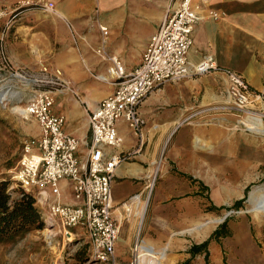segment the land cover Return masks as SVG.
Masks as SVG:
<instances>
[{
  "label": "crops",
  "instance_id": "obj_1",
  "mask_svg": "<svg viewBox=\"0 0 264 264\" xmlns=\"http://www.w3.org/2000/svg\"><path fill=\"white\" fill-rule=\"evenodd\" d=\"M13 1L0 0V7L11 6ZM49 1L54 4L51 11L29 9L20 15L5 34L4 51L14 66L36 71L45 65L69 83L70 90L56 96L53 109L65 118L63 130L80 140L78 153L84 156L90 141L87 107L92 108L111 95L120 78L117 67L106 56L116 57L123 73L133 71L140 64L150 37L178 0ZM205 7L220 12L221 16L195 26L188 61L196 64L210 55L218 66L242 74L252 87L264 88V0H209ZM100 25L106 27L105 33ZM225 89L226 77L221 71L163 83L139 106L145 121L141 146L128 124L122 119L118 121L122 143L118 148L105 150L133 152L117 165L111 182L114 216L120 222L115 243L118 257H125L131 236L136 239L135 225L130 218L125 219L122 203L130 202L126 208L133 209L141 219L139 212L143 206L146 210L147 205V179L156 169L160 180L152 193L149 228L157 234L155 238L148 233L141 237L147 245L154 246L170 241L174 258L175 197L189 190L188 180L178 173L191 175L195 163L203 166L205 142L215 141L223 161L228 159L229 143H234L231 150L236 145L237 153L250 146V151H246L251 161H259L258 143L246 144L242 137H236L237 142L228 139L220 126L203 122L213 113L209 107L223 100ZM59 186L63 203L76 204L69 181L62 180ZM133 195L139 197L131 199ZM42 210L47 220V210L44 207ZM141 223L139 220V226ZM207 223L199 227L210 226ZM240 225L233 232L248 239L247 245L253 244L251 225L246 222ZM251 249L242 250L241 264H264V253ZM159 250L165 253L154 252L155 257L165 259L166 247Z\"/></svg>",
  "mask_w": 264,
  "mask_h": 264
},
{
  "label": "built area",
  "instance_id": "obj_2",
  "mask_svg": "<svg viewBox=\"0 0 264 264\" xmlns=\"http://www.w3.org/2000/svg\"><path fill=\"white\" fill-rule=\"evenodd\" d=\"M208 1L178 0L150 37L141 62L133 71L123 73L120 61L106 56L117 67L120 78L111 95L96 106L87 107L90 141L84 156L78 153L80 140L63 130L65 118L53 109L56 96L70 90L69 83L59 72L45 65L36 71L14 66L4 51L5 34L20 15L29 9L51 11L53 2L14 0L11 6L0 7V70L4 75L1 80L10 88L15 86V81L29 86L30 96L26 106L20 108L21 114L33 117L39 127L37 135L21 141V153L11 171V179L34 194L39 207L47 210L50 222L56 225L57 234L69 239L75 234L72 230H82L88 239L91 257L98 262H114L120 222L114 216L111 182L117 165L133 153L108 152L105 148L121 145L123 139L117 130L121 119L138 138L139 146L143 144L145 121L139 106L150 93L165 82L221 71L226 77V89L223 105L219 108L241 118L259 114L263 121L264 113H260L259 108L264 106V88L252 87L242 74L218 66L210 55L196 64L188 61L195 26L221 16L220 12L205 7ZM100 30L105 33L106 27L100 25ZM62 180L69 181L71 197L76 204L63 203L59 186ZM149 188L150 193L152 185ZM129 203H122L126 217L131 214V209H126ZM143 248L153 250L137 239L133 247L136 257L129 264H140L137 255Z\"/></svg>",
  "mask_w": 264,
  "mask_h": 264
},
{
  "label": "rangeland",
  "instance_id": "obj_3",
  "mask_svg": "<svg viewBox=\"0 0 264 264\" xmlns=\"http://www.w3.org/2000/svg\"><path fill=\"white\" fill-rule=\"evenodd\" d=\"M2 76L4 75L0 70V178L9 177L11 179V171L21 153V141L25 137L36 135L39 127L33 117H25L21 114L22 109L20 108L26 106L30 96L29 86L21 81H15V86L10 88L9 84L1 80ZM222 105L223 100L209 107L213 108V113L206 116L203 122L220 126L226 131L228 139L237 142L236 137H242L246 144L253 141L257 146L258 143L259 161H251V156L246 151H250V146L245 147L244 150L239 149L240 153L236 152V145L231 150L234 143H229L228 159L223 161L220 159L215 141L207 140L203 148L205 163L203 166L195 163V168L190 171V174L202 181L207 189L202 188L199 182L192 185L186 180L189 190L175 197V227L172 229L175 231V257H171L170 241H163L161 246L152 244L151 246L143 242L144 246L153 249L157 255L162 251L165 253L164 250H159L165 246L167 255L165 259L158 258V256L141 259L140 264H149L150 259H155L157 264L181 263L188 257L189 246L203 241L226 218L232 230L231 235L223 238L220 243L212 241L208 247L210 253L208 259L198 256L193 260V264H241L242 250L245 248L250 252L253 247L264 253V216L252 211L254 206L251 199V194L255 192L258 200L264 196V118L259 126L260 130L257 127L251 132L237 122L241 117L219 108ZM259 112L264 113V106L259 108ZM156 173L157 169L147 179V205L140 226L139 217L133 209L129 217L125 218L133 221L136 239L131 236L130 246L126 248L124 258L123 255L120 258L115 254L114 262H98L91 257L90 245L82 230H72L75 234L66 239L55 232L56 225L54 226L47 218L42 229H34L13 242L0 243V264H129L136 257L133 250L135 241L142 240L143 233H148L150 238H155L157 234L155 229L149 228L152 193L160 180ZM181 181L184 182L185 179L182 178ZM12 185L15 186L14 182ZM149 185H152L150 193ZM244 195L246 198L241 208L230 207L236 199ZM212 206H226V208L212 209ZM205 222H208L207 225L210 224V226L204 229L199 227ZM244 222L251 225L255 240V242L251 240L253 243L251 245H247L248 239L245 240L238 236V233L233 232V228L237 229ZM81 249L86 250L83 252ZM223 256L225 261H223Z\"/></svg>",
  "mask_w": 264,
  "mask_h": 264
},
{
  "label": "trees",
  "instance_id": "obj_4",
  "mask_svg": "<svg viewBox=\"0 0 264 264\" xmlns=\"http://www.w3.org/2000/svg\"><path fill=\"white\" fill-rule=\"evenodd\" d=\"M178 174L186 178L191 184L199 182L202 188L207 189V186L192 175L181 172ZM12 182L15 186L12 185ZM245 198L244 195L242 198L236 199L230 207L241 208ZM220 208H226V206H212V209ZM46 222L42 209L37 204L32 192L24 190L9 177L0 178V243H10L24 237L34 229H42ZM231 231L228 226V218H226L203 241L190 245L187 249L188 257L179 264H193V260L198 256L208 259L210 243L212 241L220 243L223 238L231 235ZM85 250L81 249L83 252ZM223 261H225L224 256Z\"/></svg>",
  "mask_w": 264,
  "mask_h": 264
},
{
  "label": "bare ground",
  "instance_id": "obj_5",
  "mask_svg": "<svg viewBox=\"0 0 264 264\" xmlns=\"http://www.w3.org/2000/svg\"><path fill=\"white\" fill-rule=\"evenodd\" d=\"M239 122L243 126H245L246 129H248L249 131L252 132V131H254V129H256L257 127H259L260 124H262L263 121H262L261 115L257 114L255 116H252L251 115V117L248 116V117L242 119ZM249 124H251L250 127L248 126ZM258 130H260V127H259ZM255 193H252L251 194V199L253 200L252 202H253V206H254V209L252 211L255 212L256 214L261 213L264 216V196L262 197V199L258 200L256 198V196H255ZM135 198H132V199H135ZM127 210H129V209H127ZM144 212H145V206H143L141 212H139L140 213V217H141V219H139V220H141V221L143 220ZM142 251H139V253L137 255L138 262H140L141 259L143 260L145 258H156L155 257L156 255H154V252H155L154 250H150V249L146 250V249L143 248ZM163 257L164 256H161L162 259H163ZM149 264H157V261H155V259H150L149 260Z\"/></svg>",
  "mask_w": 264,
  "mask_h": 264
}]
</instances>
